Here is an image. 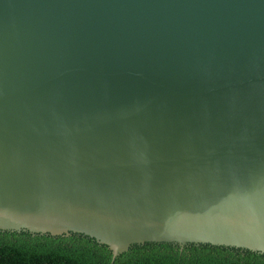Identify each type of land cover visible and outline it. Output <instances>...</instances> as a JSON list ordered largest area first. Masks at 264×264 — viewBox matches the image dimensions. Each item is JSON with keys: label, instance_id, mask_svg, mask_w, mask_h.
Returning <instances> with one entry per match:
<instances>
[{"label": "water", "instance_id": "95a60500", "mask_svg": "<svg viewBox=\"0 0 264 264\" xmlns=\"http://www.w3.org/2000/svg\"><path fill=\"white\" fill-rule=\"evenodd\" d=\"M0 231L264 254V0H0Z\"/></svg>", "mask_w": 264, "mask_h": 264}, {"label": "trees", "instance_id": "16d2710c", "mask_svg": "<svg viewBox=\"0 0 264 264\" xmlns=\"http://www.w3.org/2000/svg\"><path fill=\"white\" fill-rule=\"evenodd\" d=\"M0 264H264V254L210 244L145 243L112 260L91 237L0 231Z\"/></svg>", "mask_w": 264, "mask_h": 264}]
</instances>
